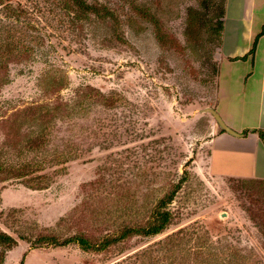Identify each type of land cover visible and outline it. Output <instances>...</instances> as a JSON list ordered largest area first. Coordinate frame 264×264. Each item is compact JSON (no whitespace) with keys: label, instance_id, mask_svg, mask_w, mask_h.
I'll list each match as a JSON object with an SVG mask.
<instances>
[{"label":"rangeland","instance_id":"rangeland-1","mask_svg":"<svg viewBox=\"0 0 264 264\" xmlns=\"http://www.w3.org/2000/svg\"><path fill=\"white\" fill-rule=\"evenodd\" d=\"M83 1L99 13L0 0V229L17 242L0 248L2 263L264 264V179L221 151L211 170L216 123L199 112L219 95L225 0ZM231 29L224 52L241 53L248 38ZM245 55L221 56L229 98L259 69L253 57L230 65ZM163 212V234L108 253L40 243L77 234L80 219L103 238Z\"/></svg>","mask_w":264,"mask_h":264},{"label":"crops","instance_id":"crops-1","mask_svg":"<svg viewBox=\"0 0 264 264\" xmlns=\"http://www.w3.org/2000/svg\"><path fill=\"white\" fill-rule=\"evenodd\" d=\"M224 21V31L222 36V45L219 49L220 54V82L218 90V99L215 105H212L220 115L226 124L233 130L245 134L243 138L232 137L229 134L216 130L215 126H212V138L211 145V170L214 163L215 155L217 151H221L224 155H232L238 159L250 161V170L246 175L256 179H264V162L259 167V159H264V140L259 135L258 131H264V0H226V10ZM256 24H262L261 29H256ZM257 26V28H258ZM229 28L232 31L233 36L239 39L248 40L245 42L243 51L241 53L237 50V47L229 53L224 52L226 46V37L228 36ZM259 29V28H258ZM249 33V35H248ZM258 38L255 48V54L251 55L252 43ZM246 54V55H245ZM244 62L237 61L232 62L230 65L240 66L246 68L249 62L254 59V62H258V71H252V73H246L245 86L242 85L237 92L232 93L231 98L229 94H223L224 88V63L221 60V56L228 60L237 58H243ZM237 69V68H235ZM241 83V81L237 82ZM244 82V81H243ZM239 100V102H237ZM226 101V102H225ZM242 102V103H241ZM241 103V104H240ZM221 109V110H220ZM213 123H216L215 121ZM257 131V132H256ZM214 165V164H213ZM216 176L233 178V179H246L243 174L226 173L221 172Z\"/></svg>","mask_w":264,"mask_h":264},{"label":"trees","instance_id":"trees-1","mask_svg":"<svg viewBox=\"0 0 264 264\" xmlns=\"http://www.w3.org/2000/svg\"><path fill=\"white\" fill-rule=\"evenodd\" d=\"M76 4L82 9L84 12L85 11H91V6H89L85 1L83 0H76ZM224 9L226 10V0H225V6ZM224 10V11H225ZM93 13H99L95 8L92 9ZM90 13V12H89ZM225 15V13H223ZM221 18V21L219 22V28L216 30L218 33L217 37V48H220L222 45V36H223V31H224V19ZM256 48V45H255ZM255 54V49L254 51H251V55ZM246 59V58H245ZM244 60V59H243ZM24 112L28 115H35V112H32V108H25ZM257 132V131H256ZM259 135L261 138L264 140V131H258ZM19 172V171H17ZM19 175H29L28 171V166L24 167L22 171L19 173ZM184 177H181V180L179 183L175 186L173 189L172 193L170 194L169 198L163 203L168 205L172 204L175 201L176 195L180 192L182 189V185H184ZM154 219H151L144 224V226H135L133 227H127L123 228L120 230L119 234L116 236H104L103 238L101 237L100 234H102V229L98 228V230L91 228L88 225L89 221H84L80 219L78 223L80 225H77V229H80V231L70 237L64 238L63 240L58 238L55 234L52 235H46L43 236L40 240V243L42 245H49L53 247H57L59 249L67 248L69 246H79L84 252H91L95 251L97 253H108L112 249L116 248L119 242H124V241H131L135 237H156L161 234H163L168 225L170 224V218L171 215L168 212H163L160 214H157ZM86 225V230H84L82 227ZM100 236V237H99ZM17 242L7 233L3 232L0 229V248L5 247L7 249H12L13 246H15ZM4 260H0V264H3Z\"/></svg>","mask_w":264,"mask_h":264},{"label":"water","instance_id":"water-1","mask_svg":"<svg viewBox=\"0 0 264 264\" xmlns=\"http://www.w3.org/2000/svg\"><path fill=\"white\" fill-rule=\"evenodd\" d=\"M217 59H219V55L216 56ZM200 113H208L213 116L215 122H216V130H221L227 134H229L232 137L236 138H243L245 134H241L233 130L231 127H229L226 122L223 120L220 113L213 107H207L204 109L199 110Z\"/></svg>","mask_w":264,"mask_h":264}]
</instances>
